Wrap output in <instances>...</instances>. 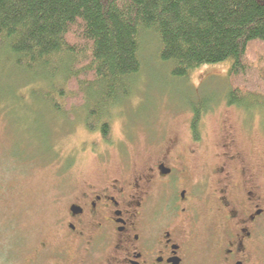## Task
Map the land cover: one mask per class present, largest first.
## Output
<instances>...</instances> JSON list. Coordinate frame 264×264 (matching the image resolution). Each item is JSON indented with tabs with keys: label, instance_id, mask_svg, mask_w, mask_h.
<instances>
[{
	"label": "rangeland",
	"instance_id": "rangeland-1",
	"mask_svg": "<svg viewBox=\"0 0 264 264\" xmlns=\"http://www.w3.org/2000/svg\"><path fill=\"white\" fill-rule=\"evenodd\" d=\"M143 38L142 69L131 82L130 95L112 101L113 107L95 102L96 113L111 112L103 120L109 126L107 136L97 128L100 120L93 121L97 127L85 122V106L67 107L56 97L59 83L0 61V231L13 225L19 236L36 241L56 223L71 180L99 179L122 165L143 168L165 140L182 151L199 102L208 110L199 122V153L192 158L196 168L215 162L230 132L239 161L264 178V106L251 97L244 99L249 111L226 102L228 63L204 65L185 79L174 78L172 65L157 58V37ZM258 67L262 75L264 60ZM255 94L264 97V92ZM51 99H56L58 111L53 112ZM8 235L13 236L5 230L0 239Z\"/></svg>",
	"mask_w": 264,
	"mask_h": 264
},
{
	"label": "flooded vegetation",
	"instance_id": "flooded-vegetation-1",
	"mask_svg": "<svg viewBox=\"0 0 264 264\" xmlns=\"http://www.w3.org/2000/svg\"><path fill=\"white\" fill-rule=\"evenodd\" d=\"M189 130L182 151L165 140L143 168L71 180L38 240L5 225L0 264H264V178L239 161L230 132L196 168L192 120Z\"/></svg>",
	"mask_w": 264,
	"mask_h": 264
},
{
	"label": "trees",
	"instance_id": "trees-1",
	"mask_svg": "<svg viewBox=\"0 0 264 264\" xmlns=\"http://www.w3.org/2000/svg\"><path fill=\"white\" fill-rule=\"evenodd\" d=\"M150 35L158 39V60L172 65V77L228 63L226 102L247 107L244 99L251 97L264 106L255 94L264 92L258 67L264 0H0V61L59 83L56 97L67 107L85 106V122L97 127L94 119L102 121L97 128L103 136L111 112L96 113L95 102L112 106L130 95L142 69L143 36ZM207 108L202 102L193 108L195 136Z\"/></svg>",
	"mask_w": 264,
	"mask_h": 264
}]
</instances>
